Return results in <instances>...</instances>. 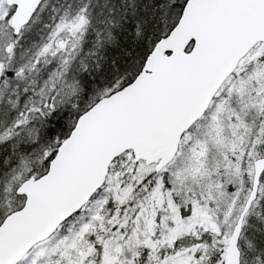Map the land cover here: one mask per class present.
<instances>
[{"label":"snow or ice","instance_id":"6c2138e0","mask_svg":"<svg viewBox=\"0 0 264 264\" xmlns=\"http://www.w3.org/2000/svg\"><path fill=\"white\" fill-rule=\"evenodd\" d=\"M0 264H264V0H0Z\"/></svg>","mask_w":264,"mask_h":264}]
</instances>
